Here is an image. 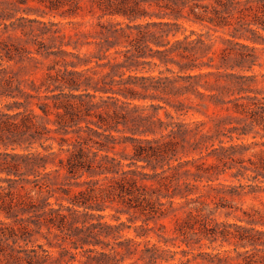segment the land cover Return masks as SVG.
Here are the masks:
<instances>
[{"label": "trees", "instance_id": "16d2710c", "mask_svg": "<svg viewBox=\"0 0 264 264\" xmlns=\"http://www.w3.org/2000/svg\"><path fill=\"white\" fill-rule=\"evenodd\" d=\"M263 54L264 0H0V264H264L258 222L215 218L259 187L223 176L264 181Z\"/></svg>", "mask_w": 264, "mask_h": 264}, {"label": "rangeland", "instance_id": "374dc122", "mask_svg": "<svg viewBox=\"0 0 264 264\" xmlns=\"http://www.w3.org/2000/svg\"><path fill=\"white\" fill-rule=\"evenodd\" d=\"M30 5H34L32 3H30ZM35 15H31V17H34ZM90 17H86V20L89 19ZM46 19V18H45ZM54 20H62L60 17L55 16L53 18ZM63 21V20H62ZM94 21V19L92 20ZM184 26L186 28V33H188L189 30H195V31H200L202 29L201 26L197 25V24H192L190 22H185ZM217 48L218 47H222L223 44L217 40L216 41V45ZM261 62L263 64L262 67H254V73L258 74V79H257V83H256V88L257 89H261L264 93V77H262V75H264V54L261 56ZM49 65V61L44 60L42 63L38 64V68H34L33 64H28L27 68L21 70L19 73L21 74V76L23 78H31V79H35L36 81L38 79H40V77L43 75V73L46 71L47 66ZM16 69V68H15ZM17 70V69H16ZM250 74V73H247ZM212 109H209L207 114H211ZM160 116L162 118H164L163 115V111H160ZM176 118L180 121H186V122H192L195 120H202V121H207V117L205 115L202 114H198V113H193L192 111H190L187 115L185 116H176ZM208 125H210L208 123ZM226 141V139H225ZM254 140L251 137L245 138L243 140L244 143H251ZM255 141H262L259 138H256ZM215 145L217 144V142L215 141L214 143ZM261 151H264V147L263 146H251L250 149H248L247 151H245L244 153V159L245 161H247L248 158H250L253 162H257L259 157L262 156ZM198 153H193V154H180L179 156H182L183 159L185 158H190L192 156H197ZM247 164V162H246ZM248 174H251L250 172H248ZM221 182L225 183V184H232V185H248V184H253V185H257L259 186L258 188H250V187H244L243 189H240V194L238 196H233V197H226L227 202L230 203V205L233 207V211L234 214L229 216V217H225L222 213L221 214H217L215 216V218L218 221H225L228 223H237V224H242L245 225V222H239L236 218V216H242V212H247L252 219H254L256 222H258L256 225H254V227L258 230H262L264 231V181L259 179L258 181H248L247 179H234L231 176H229L228 174L223 176L220 179ZM262 181V182H261ZM254 190V192H253ZM106 215L109 214H114L116 216L120 217L121 221H124L126 223L127 222V217L128 215L126 214H122V213H117L114 209H107L105 212ZM106 220L108 221H112L113 219L110 216L106 217ZM161 223H164L168 226V228L172 227V224L169 222V220H161L159 221ZM137 223H140V221H137ZM150 225L152 226L153 223L150 222ZM127 235H132L133 231H129V233H126ZM169 235H172L171 232H169ZM152 242H156V238L152 237L151 239ZM220 241L214 243L213 245L210 246L209 241L204 240L203 244L204 246L201 248V250L203 251H211L212 247H215V249H218L220 251H229L227 252L228 255L232 258L231 263L232 264H236L239 263L241 261V258H237L236 259V252L233 251V244H229V243H223L222 247H219ZM160 245H162L160 243ZM163 246V245H162ZM210 246V247H208ZM181 248L185 249L184 245H181ZM172 250H176L178 251L179 249L177 247H171ZM238 251H243L242 248H237ZM195 251H198V248L195 247ZM181 257V254L178 253L176 255V258ZM165 264H179L176 259L173 261H170L169 263H165Z\"/></svg>", "mask_w": 264, "mask_h": 264}]
</instances>
